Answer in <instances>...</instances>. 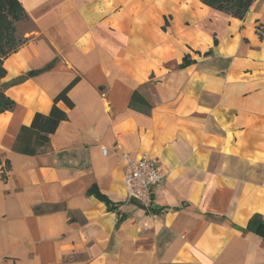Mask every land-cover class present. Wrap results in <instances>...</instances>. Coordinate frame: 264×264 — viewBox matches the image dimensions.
Wrapping results in <instances>:
<instances>
[{
	"label": "crops",
	"instance_id": "crops-1",
	"mask_svg": "<svg viewBox=\"0 0 264 264\" xmlns=\"http://www.w3.org/2000/svg\"><path fill=\"white\" fill-rule=\"evenodd\" d=\"M18 1L33 28L3 59L0 264H264L245 230L264 221V0L242 17L202 0ZM76 76L47 145L16 151ZM143 156L162 173L148 205L124 185Z\"/></svg>",
	"mask_w": 264,
	"mask_h": 264
},
{
	"label": "trees",
	"instance_id": "trees-1",
	"mask_svg": "<svg viewBox=\"0 0 264 264\" xmlns=\"http://www.w3.org/2000/svg\"><path fill=\"white\" fill-rule=\"evenodd\" d=\"M252 1L253 0H202L203 3L210 7L224 10L236 17H242ZM21 19H27V15L18 0H0V113L12 109L15 105L14 101L6 96L4 90L7 84L2 82L1 79L5 76L3 59L10 53L16 51L26 40L23 38L21 41L17 42L14 35V23ZM78 79L77 76L74 77L59 93H57L53 98L48 114L35 113L30 126L21 127L14 145L16 151L35 154L41 146L47 145L49 135L55 131L61 121L67 119V113L59 108L57 104L63 102L67 108L73 107V102L69 98L68 92ZM131 100L143 105H148L137 91L132 93ZM26 133H28L29 136H33L32 146L25 144L23 141L26 137ZM94 194L106 204L109 210L116 211L118 214L117 221L122 220L124 215L117 211V205L114 202L97 190L94 191ZM245 230L253 231L264 239V221L257 215L249 220Z\"/></svg>",
	"mask_w": 264,
	"mask_h": 264
},
{
	"label": "built area",
	"instance_id": "built-area-1",
	"mask_svg": "<svg viewBox=\"0 0 264 264\" xmlns=\"http://www.w3.org/2000/svg\"><path fill=\"white\" fill-rule=\"evenodd\" d=\"M128 165L124 175L126 196L129 200L148 205L153 186L162 177V173L157 164L147 156L128 160Z\"/></svg>",
	"mask_w": 264,
	"mask_h": 264
},
{
	"label": "rangeland",
	"instance_id": "rangeland-1",
	"mask_svg": "<svg viewBox=\"0 0 264 264\" xmlns=\"http://www.w3.org/2000/svg\"><path fill=\"white\" fill-rule=\"evenodd\" d=\"M16 41L19 42L23 39V35L26 31L31 30L33 27L25 20L21 19L18 22L14 23Z\"/></svg>",
	"mask_w": 264,
	"mask_h": 264
}]
</instances>
